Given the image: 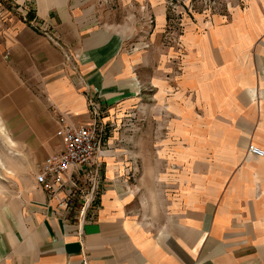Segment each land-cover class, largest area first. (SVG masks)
Returning a JSON list of instances; mask_svg holds the SVG:
<instances>
[{"label":"crops","instance_id":"0c3cea01","mask_svg":"<svg viewBox=\"0 0 264 264\" xmlns=\"http://www.w3.org/2000/svg\"><path fill=\"white\" fill-rule=\"evenodd\" d=\"M98 1H0V264H264V155L248 151H264V0H243L183 36L175 96L165 100V161L148 169L180 172L144 178L141 198L114 160L121 148L108 147L101 206L82 231L77 211L37 183L44 159L63 150L62 119L93 121L89 95L111 110L138 94L139 57L122 54L126 33Z\"/></svg>","mask_w":264,"mask_h":264},{"label":"rangeland","instance_id":"374dc122","mask_svg":"<svg viewBox=\"0 0 264 264\" xmlns=\"http://www.w3.org/2000/svg\"><path fill=\"white\" fill-rule=\"evenodd\" d=\"M157 1L134 8L122 7L117 0L98 1L103 17L113 18V22H118L117 26L126 33L122 54L131 60L139 57L136 71L139 91L135 101L111 110L104 109L98 103L100 118L107 133V146L121 148L119 158L114 157V160L141 198L145 194L144 184L149 183L147 180L144 182V178L158 179L161 172L170 178L175 172H180L148 169L151 167L150 161H165L164 154L160 152L161 146L165 145L161 142L164 143L167 136L170 140L172 118L170 106L165 104V100L175 96V76L182 70L183 36L188 26L224 15L243 0ZM160 10L166 17L163 24L160 23ZM162 81L168 83V92L162 91ZM1 123L0 118V130ZM5 141L6 138L0 136V188L6 183L8 174L2 168L6 162ZM205 156L201 154V157ZM183 173L186 175L187 171L183 170Z\"/></svg>","mask_w":264,"mask_h":264},{"label":"built area","instance_id":"2783aa9c","mask_svg":"<svg viewBox=\"0 0 264 264\" xmlns=\"http://www.w3.org/2000/svg\"><path fill=\"white\" fill-rule=\"evenodd\" d=\"M1 1V0H0ZM16 3V0H13ZM29 20V12H24ZM30 23L44 28L32 20ZM59 45L62 42L53 33L46 32ZM71 59L69 53L66 54ZM89 106L93 115L90 124H74L62 119L57 135L64 139L60 153L47 156L36 174V181L50 199H59V207L66 211H77L79 230L93 220L100 209V196L104 187L106 168L102 162L108 149L107 133L100 118V104L95 95H89ZM249 152L263 156L264 151L250 145ZM87 258L84 263L87 264Z\"/></svg>","mask_w":264,"mask_h":264},{"label":"bare ground","instance_id":"6f19581e","mask_svg":"<svg viewBox=\"0 0 264 264\" xmlns=\"http://www.w3.org/2000/svg\"><path fill=\"white\" fill-rule=\"evenodd\" d=\"M11 168V167H10ZM15 173V172H14Z\"/></svg>","mask_w":264,"mask_h":264}]
</instances>
